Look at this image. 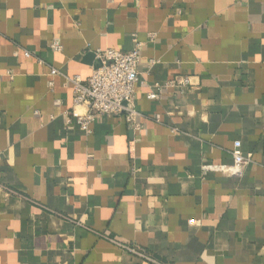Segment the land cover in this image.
<instances>
[{
  "label": "crops",
  "instance_id": "0c3cea01",
  "mask_svg": "<svg viewBox=\"0 0 264 264\" xmlns=\"http://www.w3.org/2000/svg\"><path fill=\"white\" fill-rule=\"evenodd\" d=\"M134 38L138 127L86 132L61 75ZM118 244L264 264V0H0V264H155Z\"/></svg>",
  "mask_w": 264,
  "mask_h": 264
},
{
  "label": "built area",
  "instance_id": "2783aa9c",
  "mask_svg": "<svg viewBox=\"0 0 264 264\" xmlns=\"http://www.w3.org/2000/svg\"><path fill=\"white\" fill-rule=\"evenodd\" d=\"M133 47L127 51L114 50L106 48L97 49L94 53V61L99 62V66L91 63V74L83 79L80 75L71 76L61 75L58 70L51 68L49 75L53 78L61 75L70 82L73 89V107H80L85 113L75 114L80 122V126L86 132H89V125L99 116H112L123 114L127 122L132 123L134 127L135 117L138 114L134 105L135 84L139 80L138 65L141 56V42L133 39ZM52 52H61L62 45L58 40L50 43ZM22 53L24 57H32V52L28 50H17L15 55ZM43 62L41 59L39 60ZM49 85L53 86V79H50ZM153 97V95H149ZM74 112V110L72 111ZM233 163L230 166L217 165L205 166L206 168L222 170L225 173L236 175L240 174L242 168L251 162L249 155H244L240 148V143L234 142L231 151ZM192 222V220L190 221ZM120 248L142 259L155 264H160L151 257L142 248L130 246L127 244H118Z\"/></svg>",
  "mask_w": 264,
  "mask_h": 264
},
{
  "label": "water",
  "instance_id": "95a60500",
  "mask_svg": "<svg viewBox=\"0 0 264 264\" xmlns=\"http://www.w3.org/2000/svg\"><path fill=\"white\" fill-rule=\"evenodd\" d=\"M89 61H91V63L93 62L94 65L97 67L99 66V62L98 61H94V53L90 52L87 57H86Z\"/></svg>",
  "mask_w": 264,
  "mask_h": 264
}]
</instances>
